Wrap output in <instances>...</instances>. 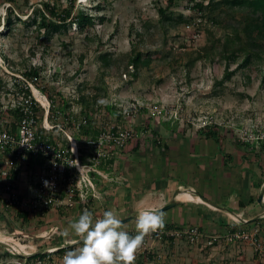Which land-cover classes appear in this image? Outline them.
Instances as JSON below:
<instances>
[{"label": "rangeland", "instance_id": "rangeland-1", "mask_svg": "<svg viewBox=\"0 0 264 264\" xmlns=\"http://www.w3.org/2000/svg\"><path fill=\"white\" fill-rule=\"evenodd\" d=\"M43 2L57 3L62 8L70 4L69 0H0V8L3 9L0 12V119L12 118L9 116L10 104L21 96L16 79L24 76L25 71L39 68L42 78L39 88L43 89L35 94L45 105L53 97L60 105L69 103L76 113L82 108H91L90 114L97 117L101 126L109 121L106 105H114L124 113L133 103H145L157 114L148 109L144 117L141 114L134 117L133 124L139 127L142 123H151V131L147 135L153 138L155 131L163 128L174 130L179 138H184V133L197 137L198 133L203 135L204 132L199 130L204 126L215 125L213 127L223 142L240 141L253 145L259 140L264 141V64L255 61L241 67L230 81L217 85L224 75L225 61L218 52L215 53V60H212L203 47L223 37L225 30L220 24L209 20L207 14L200 21L198 14L189 8V5H193L190 0H175L169 8L168 11L176 17L183 14L187 19V22L174 27L162 21L160 7L166 8L167 0H76L74 14L83 8L94 15L103 16L104 20L98 19L95 25L83 29L73 24L67 32L50 36L46 35L44 29L39 31L36 26L30 27L23 22L14 23L11 30L4 25L10 5L15 7V15L20 14L26 19L33 9L43 8ZM227 18L231 23L230 17ZM202 21L205 23L202 24ZM5 31L6 34H3ZM134 44H139L144 56L152 57L151 63L143 59L137 72L133 66H129ZM104 53L110 54L109 66L101 60ZM191 60L195 61L188 66ZM237 65L232 63L231 69ZM82 97L85 102L81 100ZM61 98L65 100L64 104ZM100 100L104 103H95ZM100 109L105 113H101ZM55 115L58 116L57 113ZM113 115L112 118L116 119L117 114ZM184 130L186 132L183 133ZM140 131L145 132L142 137L146 135L145 126ZM54 135L58 139L64 137L60 128L54 130ZM142 137L133 139V143ZM100 171L97 177L104 181L108 174ZM93 179L96 186L94 193L100 198L93 197V202L90 199L88 203L85 202L87 204L77 202L68 209V213L73 214L69 218L60 219L61 215L57 216L55 212L50 216L51 211L47 210L43 213L29 212L30 218L24 222L17 211H2L0 204V264H63L64 254L55 251L82 239L69 227L79 217H75L77 209H72L77 208V204L82 205L93 213L96 211L94 217L109 210V206L101 202L104 197L97 189L95 177ZM28 180L25 175L24 181ZM191 190L193 192L195 189ZM27 192L21 194L26 196ZM196 198L199 197L194 196ZM93 203L98 204L95 210L96 204ZM113 211L121 215L116 209ZM234 217V220H243ZM58 226L64 228L63 231L67 230L69 235H62L63 231ZM253 227L255 225L250 228ZM258 228L261 231V227ZM6 237L13 239L6 240ZM206 242L189 244L182 239H177L172 245L159 243L156 239L148 245L143 242L136 254L135 264H264L246 241L224 240L214 245H207ZM15 243H22L25 248L13 249ZM227 244H232L229 245L232 249L226 247L228 255L225 258L223 252L214 251ZM240 244L241 247H250L259 263H255L252 256L246 262L236 258L232 250ZM79 246L82 245H73ZM151 249L155 250L154 258H145L144 254L147 253L140 255ZM37 251H48L52 256L43 260L27 258Z\"/></svg>", "mask_w": 264, "mask_h": 264}, {"label": "crops", "instance_id": "crops-1", "mask_svg": "<svg viewBox=\"0 0 264 264\" xmlns=\"http://www.w3.org/2000/svg\"><path fill=\"white\" fill-rule=\"evenodd\" d=\"M149 124L151 127L152 124ZM184 134V138H179L174 130L158 129L154 138L145 135L137 142L132 141L112 159L109 168L99 166L108 174V178L101 181L93 173L97 189L104 197L101 199L103 205L107 204L111 210L116 209L121 214L118 217L123 219L130 214L138 215L146 208L160 209L180 191L176 196L179 203L163 211L165 224L198 225L208 234L258 225L264 238V205L258 201L264 188V151L261 153L260 143L223 142L220 138L214 139L201 133L197 137ZM43 163L44 158L40 157L30 164V169L34 164L39 167ZM33 188L32 181H21L19 186L22 192L27 193ZM192 188L195 192H192ZM188 194L201 200L190 199ZM0 204L2 211H6L1 199ZM97 207L98 204L93 207L94 210ZM68 209L62 207L59 211L54 208L48 211H51L50 216H53V212L61 215V219L73 216ZM74 209H77L75 217L85 210L78 204ZM234 216L243 218L242 222L234 220ZM123 225L127 232L137 234L134 232L135 220ZM229 245L232 244L217 247L214 251L223 252L225 258L228 255L226 247L232 249ZM232 251L243 262L250 260V256L255 263L258 262L248 246L241 247L240 244Z\"/></svg>", "mask_w": 264, "mask_h": 264}, {"label": "built area", "instance_id": "built-area-1", "mask_svg": "<svg viewBox=\"0 0 264 264\" xmlns=\"http://www.w3.org/2000/svg\"><path fill=\"white\" fill-rule=\"evenodd\" d=\"M17 80L22 93H19L21 96L10 104V113L17 111L20 116L17 119H0V199L5 209L10 210L18 206L20 210L43 213L53 208H72L77 202L87 204L88 200H93V197L100 198L94 193L96 186L93 173H101L99 164L103 159L126 149L133 139L139 137L138 133H134L133 124V118L139 115V105L133 103V110L124 111L123 125L113 120L106 124L98 137L90 138L88 145L91 146L94 154L89 159L91 162H82L80 157L82 148L74 133L80 132L82 127L93 120L80 116L73 118L72 125L69 127L67 122L62 123L61 126L59 122H55L59 116L52 111V99L48 101V105H45L35 94L36 91L43 89V87L39 88L41 83L38 78L22 76ZM28 90L31 91V96H27ZM150 109L153 114H157L153 108L150 107ZM158 113H161V110H158ZM149 118L152 117L149 116ZM13 123L16 124V130L13 129ZM39 128L44 130L43 134L53 136V141L40 135ZM57 128L62 130L70 145H66L54 135V130ZM150 131L151 128L146 127V135ZM144 133L141 131L140 136ZM38 156L44 158V163L39 167L38 164H34L31 170L30 164ZM16 171L19 173L14 176ZM25 175L28 181L34 183V188L27 194L28 196L22 195L19 189ZM102 176L105 177L104 174ZM258 227H234L226 230L225 233L211 236L201 230L198 225H187L179 229L163 228L150 232L144 243L148 245L150 241H154L155 239L152 240L154 234L158 235L156 240L159 243L164 234L174 236V242L177 239L186 238L193 244L202 243L204 240L207 241V245H214L224 240L227 242L242 240L252 245L257 258L264 263V240Z\"/></svg>", "mask_w": 264, "mask_h": 264}, {"label": "trees", "instance_id": "trees-1", "mask_svg": "<svg viewBox=\"0 0 264 264\" xmlns=\"http://www.w3.org/2000/svg\"><path fill=\"white\" fill-rule=\"evenodd\" d=\"M11 2H15V0H9ZM69 6L62 8L57 5V3L51 4L50 2H43V8H35L33 11L28 15L26 19H23L22 15H15V7L10 5L7 7L6 13V22L5 26L7 29L11 30L14 23L23 22L28 26H36V28L41 31L42 29L45 30L47 36L53 35L57 32H67L73 24H76L79 28L83 29L88 25H95L96 21L100 19L101 21L104 20L103 16H97L88 12L85 9H79L76 14H74L73 9L75 7L76 0H69ZM168 6L166 8L160 7V12L162 13V21L168 23L170 26H176L179 23L187 22V19L183 16V14H179L178 17L174 15L173 12H169V8L175 3V0H167ZM193 2V5H189V8L193 9L200 18V21L205 18L206 14L212 22L216 24H220L222 28H224L225 33L223 37H218L215 41L212 42L211 45H207L203 47L206 51L208 56L215 60V53L218 52L220 58L225 61V71L224 75L221 79L217 81V85H223L224 83L230 81L234 74L239 70V68L244 67L246 65L252 64L255 61L262 62L264 64V0H190ZM99 7V6H98ZM60 10V11H59ZM239 17H238V16ZM227 17H230L231 23ZM196 18V17H195ZM205 20V19H204ZM1 23V21H0ZM205 23L202 21V24ZM202 24H198L201 26ZM5 31L3 34H6ZM213 32V31H211ZM140 40V39H139ZM139 43V42H138ZM145 59L146 62L151 63L152 57L150 55L144 56V52L139 47V44H134L130 53V59L132 63L129 66H133L134 70L137 72L141 65V61ZM101 60L103 61L104 65L109 66L111 63V57L109 53H104L101 55ZM196 60V59H195ZM194 60V61H195ZM194 61H190L188 66L192 65ZM232 63H238L235 69H231ZM130 72V71H129ZM131 73V72H130ZM24 76L26 78H33L37 77L39 81L42 82L41 73L39 68H34L24 72ZM263 83H264V76H263ZM21 89V88H20ZM27 96H31V91H27ZM60 93H58L59 95ZM53 102L52 111L53 113H57L59 119L55 120L58 122L65 123L67 122V127L71 124V120L73 118H78L80 116L89 117L90 122L87 126L82 127L80 132H75L74 136L77 138L81 145V160L82 162H88L93 156L94 152L91 146L88 145V140L90 138H96L100 134V132L104 129L106 124H109L111 121L120 122L122 125L124 113L121 112L120 109L114 105H106L107 112L106 114L109 115V121L105 123L103 126L100 125L99 120H96L95 115L90 114L91 108H82L80 112L76 113L69 103L64 104L65 100L62 99V103L64 105H60L59 101L56 102L53 97L51 98ZM82 101L85 102V98H81ZM95 103H98L97 101ZM85 104V103H84ZM138 113L145 116V112L150 110L148 104L142 103L141 105L138 104ZM98 110V108H95ZM133 110V107H129V111ZM105 113L103 109H100ZM100 113V114H101ZM103 113V114H104ZM113 113L117 114V118L113 119ZM16 117H14L15 115ZM99 115V114H97ZM113 115V116H112ZM10 116L14 119L19 118L20 114L17 111H11ZM101 116V115H100ZM111 116V117H110ZM111 118V119H110ZM143 124V125H142ZM136 127H134V133L140 136V128L145 126L142 123ZM150 124L148 123L147 127ZM215 125H206L204 126L200 132H204L203 134L214 139H219V132L214 129ZM13 129L16 130V124L13 123ZM43 129L39 128V134L47 137L50 141H53V136L43 134ZM65 141L66 145H70L68 139L63 137L60 139ZM260 143V151L261 153L264 151V141L259 140ZM128 146V145H127ZM125 150V149H124ZM119 151L118 153H120ZM115 153L106 159H103L102 162L99 164L100 167L103 169H107L110 166V162L112 159L118 155ZM42 156H38L36 159ZM36 159H33L34 162ZM91 162V160L89 161ZM18 171L14 173V176L18 175ZM95 174V173H94ZM17 211L24 222L28 221L30 218L29 211L27 210H20L18 206L13 207L10 211ZM185 226H179L175 224H165L163 228H184ZM200 227V226H199ZM162 228V229H163ZM201 230H203L200 227ZM204 231V230H203ZM205 232V231H204ZM131 234V232H128ZM206 233V232H205ZM209 235L208 233H206ZM132 235V234H131ZM145 236L144 241L146 240ZM158 235L154 234L153 239H157ZM143 241V242H144ZM182 241H186L189 244H193L189 241V239L183 238ZM170 244H169V243ZM161 243L172 245L174 242V236H166L165 234L162 237ZM74 244H69L57 249L55 252L57 253H65L73 248ZM78 245L75 244L74 246ZM155 250H145V252L140 253V255L144 254L145 258H154L155 257ZM52 253L48 251H37L30 255L27 258L31 259H45L46 257L52 256ZM149 262V261H147ZM146 262V263H147ZM150 263V262H149ZM145 264V263H143Z\"/></svg>", "mask_w": 264, "mask_h": 264}, {"label": "clouds", "instance_id": "clouds-1", "mask_svg": "<svg viewBox=\"0 0 264 264\" xmlns=\"http://www.w3.org/2000/svg\"><path fill=\"white\" fill-rule=\"evenodd\" d=\"M98 103L103 104L104 101ZM135 225L137 234L133 236L124 230L122 220L113 210H106L102 215L94 217L92 212L85 209L69 225L82 238L72 243H80L82 246L67 251L63 256V264H135L136 254L145 236L165 226V214L162 209L146 208L135 217ZM62 235L67 237L69 232L65 230Z\"/></svg>", "mask_w": 264, "mask_h": 264}, {"label": "water", "instance_id": "water-1", "mask_svg": "<svg viewBox=\"0 0 264 264\" xmlns=\"http://www.w3.org/2000/svg\"><path fill=\"white\" fill-rule=\"evenodd\" d=\"M179 192H180V191H177V192L175 193V196H174V198H173V200H172L171 202H169L168 204L164 205V206H163L162 208H160V209H162V211H165V210H168V209L174 207L175 205H177V204L179 203V200L176 199V196H177V194H179ZM258 201H259V203H261L262 205H264V188H263V190H262V192H261V194H260V196H259ZM211 203H212V202H211ZM212 204H214V205L217 206V207L222 208V207H221L220 205H218V204H215V203H212ZM136 216H137V215H131V216H128V217L123 218V219H121V220H122V222H123V224H124V223H127V222H129V221L135 220V217H136ZM9 246H10V245H9Z\"/></svg>", "mask_w": 264, "mask_h": 264}, {"label": "bare ground", "instance_id": "bare-ground-1", "mask_svg": "<svg viewBox=\"0 0 264 264\" xmlns=\"http://www.w3.org/2000/svg\"><path fill=\"white\" fill-rule=\"evenodd\" d=\"M187 196L190 199H194V196H192L191 194H188ZM5 239L6 240H12L13 238L12 237H6ZM14 247H19L20 249H24L25 248V246L22 243L21 244L15 243V245L12 248L14 249Z\"/></svg>", "mask_w": 264, "mask_h": 264}]
</instances>
